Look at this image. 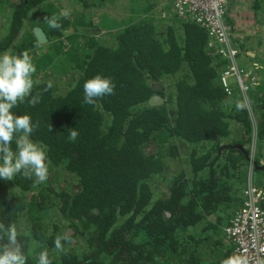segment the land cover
<instances>
[{
  "label": "trees",
  "instance_id": "obj_1",
  "mask_svg": "<svg viewBox=\"0 0 264 264\" xmlns=\"http://www.w3.org/2000/svg\"><path fill=\"white\" fill-rule=\"evenodd\" d=\"M157 4L129 0L130 18L119 24L107 13L96 24L97 14L80 12L62 18L59 29L44 19L60 13L56 1L21 0L14 7L0 52L14 44L32 11V24L48 42L28 31L11 49L33 57L32 94L40 96L34 107L25 101L13 111L39 124L31 139L45 146L49 171L67 170L72 179L62 187L50 174L42 184L20 175L0 179V222L23 226L49 250L68 233L65 252H50L52 264H222L232 257L223 226L243 199L253 121L244 99L235 91L228 98L221 85L228 61L209 48L207 30L178 18L170 4ZM97 74L111 78L115 89L92 106L83 103V85ZM254 92L264 139V83ZM154 94L164 103L149 105ZM234 122L250 140H224ZM22 241L27 255L31 241L25 234Z\"/></svg>",
  "mask_w": 264,
  "mask_h": 264
},
{
  "label": "clouds",
  "instance_id": "obj_2",
  "mask_svg": "<svg viewBox=\"0 0 264 264\" xmlns=\"http://www.w3.org/2000/svg\"><path fill=\"white\" fill-rule=\"evenodd\" d=\"M68 16L67 11L61 10L58 15L45 16L44 19L50 29H59L61 19ZM36 71L28 51L16 55L8 52L0 54V179L5 181L20 175L25 179L34 178V184H42L49 177L46 148L31 139L39 124H34L29 114L18 115L13 111L25 101L33 107L39 103V94H32L38 83L34 79ZM47 87L50 88L51 83ZM114 89L111 78L97 74L84 82L83 103L98 106L97 101L113 95ZM237 107L242 108L243 105L238 104ZM78 134L75 129L71 130L69 139L76 140ZM22 236L23 233L18 232L14 224L0 222V264H27L29 256L25 253ZM71 239L68 233L58 235L54 241L55 251L65 252V243H71ZM31 259L34 264H52L46 249ZM222 264H241V261L229 257Z\"/></svg>",
  "mask_w": 264,
  "mask_h": 264
},
{
  "label": "built area",
  "instance_id": "obj_3",
  "mask_svg": "<svg viewBox=\"0 0 264 264\" xmlns=\"http://www.w3.org/2000/svg\"><path fill=\"white\" fill-rule=\"evenodd\" d=\"M167 3L178 18L190 19L207 30L209 48L228 61L219 78L226 94L233 95L237 87L246 106L250 107L248 96L257 90L260 82L256 74L240 62L243 54L240 36L229 22L230 0H167ZM223 232L233 257L239 258L241 264H264L263 187L249 181L241 205L224 225Z\"/></svg>",
  "mask_w": 264,
  "mask_h": 264
},
{
  "label": "flooded vegetation",
  "instance_id": "obj_4",
  "mask_svg": "<svg viewBox=\"0 0 264 264\" xmlns=\"http://www.w3.org/2000/svg\"><path fill=\"white\" fill-rule=\"evenodd\" d=\"M20 1L21 0H6V1L0 2V15L3 16V17L0 16V19H2V21L4 20L3 26L5 27L4 32L2 34H0V42L2 40H4L5 38H7V36H8V33L10 31V27L13 24L14 7ZM52 1H54V2L56 1V3L58 4L57 7L61 11L62 7H61V4H60V0H52ZM67 1L77 2L78 3V7H79V9H77V8H75V7H77V5L76 6L73 5V7L69 10V12H68L69 16L67 18H71V17L79 14L80 12H85L86 15L91 16V17H93L94 14H98V12L101 15L102 13H101V11L99 9L104 7V6H106L107 3L108 4H110V3L112 4L113 1H114L115 3L117 2V3H120V5H121L122 1L123 2H128L129 0H109V1L108 0H86L88 5H89L87 7H85L84 4H83L84 0H67ZM151 1L152 2H156V3H160L163 0H151ZM9 9H12V11H13V14L11 16V20H10V15H9ZM103 13H105V12H103ZM30 17L35 19L33 11L29 12L24 17V23L22 24L21 30H20V32L18 34V37L14 39V44H12L11 46L5 47V49L2 52H0V54H2L4 52H8L10 54L12 52L11 49L16 44L15 42H17L18 39H20L23 34H25L28 31H32L33 32V29H34L35 26L41 27L40 25L36 24V22L34 24H32L34 22V20L30 21ZM109 17H110V15H109ZM86 28H87V26H86ZM95 28H97V27H94L92 30L90 28V30L97 34V32L95 31ZM71 31H72V28L69 27L68 29H66L64 31V33H68V32H71ZM240 37H239V44H240V46H242V40H241ZM252 72L255 73L256 76L259 78V76H258V74H257V72L255 70L252 71ZM259 82H260L259 83V86H260V84H261L260 78H259ZM155 85H156V83L153 85V87ZM160 88H156V89H160ZM253 93H255V92L253 91L248 96L250 107H247V108L249 110L250 117L252 118L251 120L253 121V126H254V134L252 136V138H254V139H252V140H254V145H253L254 149H253V153L252 154H248L247 153V155H246V159L250 162L251 167L248 169L249 170V175H248L247 183H246L245 187H243L242 193L244 192L245 188L249 184L250 180H251V182H253L255 184H258L261 187H263V190H264V142H262L261 145L259 144V140H264V139L259 137V134H258V126H259V124L262 121L261 117H260L261 116L260 110H262V107L260 105H257L259 102L251 100V97H252ZM234 95H235V93L233 95H231V96H229V95H227V96H228V98H230V97L232 98V97H234ZM232 125H233L234 130H233V133L230 135L231 137L229 139H224V140H235V139L241 140L243 138H244L243 140H250L248 134H246L244 132H242V133L239 132V128H238L239 125H238L237 122H234ZM221 144H222V146H224L225 145V141H221ZM210 147H211V144L207 143L206 147L202 148L201 151L209 150ZM242 148H244V147H242ZM213 154L221 155L222 152H219V153L213 152ZM221 160H224V156L223 155H222ZM256 160H257V162H259V165L256 167L257 169L254 168V161H256ZM221 162H223V161H221ZM207 171H208V168H206V174H207ZM254 174L257 175L256 180L254 179ZM17 230H18V232L27 235L28 238L31 241V244H32L31 247L29 248V251H28V254H27L29 256L27 264H34V262L32 261L31 257H33L35 255H38L39 252L41 250H44V249H46L49 252L50 256H52V257L55 256V252H52L50 254L51 251L55 250L54 248L49 250L48 246H46L44 244H39L37 242V240L34 238V236L31 233H29V231L26 228H24L23 226H20V227H17Z\"/></svg>",
  "mask_w": 264,
  "mask_h": 264
},
{
  "label": "crops",
  "instance_id": "obj_5",
  "mask_svg": "<svg viewBox=\"0 0 264 264\" xmlns=\"http://www.w3.org/2000/svg\"><path fill=\"white\" fill-rule=\"evenodd\" d=\"M262 1L231 0L229 3L235 26L240 27L241 34L245 36L247 51L242 54L240 62L247 69L257 72L260 86L264 83V3L259 4ZM245 17L249 20L245 21Z\"/></svg>",
  "mask_w": 264,
  "mask_h": 264
},
{
  "label": "rangeland",
  "instance_id": "obj_6",
  "mask_svg": "<svg viewBox=\"0 0 264 264\" xmlns=\"http://www.w3.org/2000/svg\"><path fill=\"white\" fill-rule=\"evenodd\" d=\"M230 2H231V0H230ZM127 3H129V1L128 2H123L122 1V4L120 5V3H117V2L115 3L113 1L112 4L111 3L110 4L107 3L106 6L100 8L99 10L101 11V13L105 12L108 15H110V18L114 19L119 24V23L122 22V20L127 21L130 18L129 5ZM60 4H61V7H62V10L67 11V12H69V10L73 7V5H75V6L77 5V7H75V6L74 7L79 9L77 2H71V1H67V0H60ZM159 4L156 5V8H158V6H161V5H164V4H169V3H167V0H163ZM161 10H163V9H161ZM156 11H157V9H156ZM230 11H231V9L229 10V18L231 20H233L232 19L233 16L230 13ZM163 12H165V11H163ZM12 14H13L12 9H9L10 20H11ZM243 16H245V15H243ZM1 17H3V16H1ZM100 17H101V15L98 12L97 18H95V20H94V22L96 24H97V22L98 23L100 22V20H101ZM33 20H35V19L30 17V21H33ZM244 20L245 21L249 20V18L245 17ZM3 22H4V20L2 21V19H0V34H2L4 32V30H5V27L3 26ZM233 22H234V25H235L236 22L234 20H233ZM234 28H235L234 30L236 31V33H238L239 36H241L240 37L241 40H242V46H241L242 47L241 48L242 52L241 53L246 54L245 51H247V49H246V44H245V36H243L241 34L240 27L235 26ZM95 31L97 32V34L100 35L99 37H101L102 39H107V36H105V30L104 29L95 28ZM235 93H237L238 96L240 97V99H242L237 87H235ZM52 169H54V170H50L49 174H50V177L54 180V184H56L57 186L62 187V186H64L66 184L65 183L66 180L72 179V176H71L70 172H68L67 170H63V169H60V168H53V167H52ZM248 175H249V170H247L245 175H244V181L245 182L248 179ZM256 178H257V175L254 174V179L256 180Z\"/></svg>",
  "mask_w": 264,
  "mask_h": 264
},
{
  "label": "water",
  "instance_id": "obj_7",
  "mask_svg": "<svg viewBox=\"0 0 264 264\" xmlns=\"http://www.w3.org/2000/svg\"><path fill=\"white\" fill-rule=\"evenodd\" d=\"M33 33L35 35V39L41 43V44H44L46 43L48 40H47V35L46 33L43 31V29L39 26H35L34 29H33ZM161 86L156 83V85L154 86V88H160ZM165 99L164 97L160 96V95H157V94H154L150 97L148 103L149 105L151 106H155V105H160L162 103H164Z\"/></svg>",
  "mask_w": 264,
  "mask_h": 264
}]
</instances>
